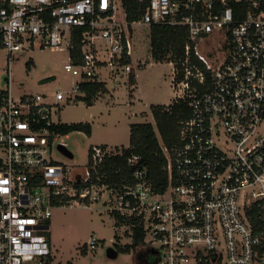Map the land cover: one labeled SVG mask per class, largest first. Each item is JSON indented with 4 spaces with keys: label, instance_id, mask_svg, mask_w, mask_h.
<instances>
[{
    "label": "built area",
    "instance_id": "2783aa9c",
    "mask_svg": "<svg viewBox=\"0 0 264 264\" xmlns=\"http://www.w3.org/2000/svg\"><path fill=\"white\" fill-rule=\"evenodd\" d=\"M130 1L0 0V264H47L53 211L96 202L119 216L129 240L142 227L159 264H264V0H132L133 19ZM153 24L187 29L182 69L169 64L175 99L188 100L191 117L179 144H162L164 190L138 156L128 158L131 178L110 186L99 170L123 148L93 146L76 170L54 157L71 160L59 148L68 135L54 127L103 71H135V30ZM37 49L68 53V89L14 93L15 55ZM97 244L93 235L88 251Z\"/></svg>",
    "mask_w": 264,
    "mask_h": 264
},
{
    "label": "rangeland",
    "instance_id": "374dc122",
    "mask_svg": "<svg viewBox=\"0 0 264 264\" xmlns=\"http://www.w3.org/2000/svg\"><path fill=\"white\" fill-rule=\"evenodd\" d=\"M133 42V65L138 85L134 93L130 91L129 85H123L116 91L99 95L94 106H88L84 100L78 99L61 110L64 124L90 123L92 127L90 135L73 132L62 137L61 141L73 153V159H67L58 150L54 151L56 159L67 162L76 170H85L88 153L93 146L129 147L131 125H155L151 106L172 102L171 65L153 59L151 28H136ZM15 56L19 59L14 64L11 80L16 95L35 92L52 95L58 89L65 91L69 88L73 79L64 70L69 58L67 52L37 49ZM4 57L3 54L0 59L1 86L6 85V75L2 71ZM138 58L145 63L141 69L137 66ZM108 87L113 88L110 80ZM50 226L49 239L54 257L52 264H159L158 256L150 252L146 245L130 253H120V248L125 247L130 240L116 226V219L102 202L94 203L92 209L74 206L57 208L53 211ZM93 235L98 239L96 249L83 254L84 246ZM111 247L119 252L115 259L108 257Z\"/></svg>",
    "mask_w": 264,
    "mask_h": 264
},
{
    "label": "trees",
    "instance_id": "16d2710c",
    "mask_svg": "<svg viewBox=\"0 0 264 264\" xmlns=\"http://www.w3.org/2000/svg\"><path fill=\"white\" fill-rule=\"evenodd\" d=\"M128 5L129 15L134 18L135 4ZM75 31V51L74 56L80 55L81 42L78 33ZM188 43V34L185 27H173L162 24H153L151 26V53L156 62H174L179 69H182L181 62L185 60V47ZM193 62L198 61L193 58ZM199 65V64H198ZM200 67H202L200 65ZM184 78V71H180L178 81ZM131 82L135 84V76L131 75ZM86 93L83 99L88 106H94L99 95L106 94L108 89L104 83L97 82L82 87ZM154 124L142 123L133 124L130 128V146L123 148L122 153L112 157L106 164L100 168L98 175L103 177V181L110 185H118L124 178L130 179L132 168L128 165V158L138 156L142 163L148 167L150 180L156 190H164L168 182V176L165 171L167 160L162 149V144L168 148L179 144L180 142V124L191 117V109L186 99H174L170 105H152L151 106ZM54 129L63 136L73 132H84L91 134L92 127L90 123H74L57 125ZM96 176V175H94ZM116 219V226L119 227V216L111 214ZM127 222V221H125ZM127 236L130 237L129 232ZM117 237V235H116ZM146 234L142 227L134 228L130 242L125 247L118 250L120 253H130L145 245ZM120 240V237H119ZM88 253L87 245L83 248V254ZM54 262L53 255L49 257L47 264Z\"/></svg>",
    "mask_w": 264,
    "mask_h": 264
},
{
    "label": "crops",
    "instance_id": "0c3cea01",
    "mask_svg": "<svg viewBox=\"0 0 264 264\" xmlns=\"http://www.w3.org/2000/svg\"><path fill=\"white\" fill-rule=\"evenodd\" d=\"M134 52H135V49L133 50V64H134ZM138 60H139V62H138V65H139V68L141 69V68H143L144 66H145V63L144 62H142L141 60H140V58H138ZM137 65V66H138ZM134 66V65H133ZM171 74H172V71H171ZM131 75H134L135 76V84H133L132 82H131V79H130V77H131ZM131 75L130 76H127V75H121V76H115V75H113V74H111V73H109V71L107 72V71H103L102 73H101V82L102 83H104L105 85H106V87H107V89H108V92L107 93H110L111 92V90H113V91H116V89H118V88H121V86H123V85H129V89H130V91H132V93H134L137 89H138V85H137V79H136V74H135V71H132V73H131ZM108 80H110L111 82H112V84H113V88H111V89H109V87H108ZM118 82H119V87H116V84H118ZM172 82V81H171ZM171 84V87H172V83H170ZM172 93H173V98H172V102H170V103H168V104H165V105H170V104H172L173 103V101H174V99H175V92H174V89H173V87H172ZM139 98V100H141V98L140 97H138ZM158 105H162V104H158ZM105 146H109V145H105ZM111 147V146H110Z\"/></svg>",
    "mask_w": 264,
    "mask_h": 264
},
{
    "label": "water",
    "instance_id": "95a60500",
    "mask_svg": "<svg viewBox=\"0 0 264 264\" xmlns=\"http://www.w3.org/2000/svg\"><path fill=\"white\" fill-rule=\"evenodd\" d=\"M61 149V151L66 155L68 156L69 158H73V153L71 151H69L67 148L63 147V146H60L59 147ZM118 251L115 250L113 247H111L109 250H108V257L111 258V259H115L117 256H118Z\"/></svg>",
    "mask_w": 264,
    "mask_h": 264
}]
</instances>
